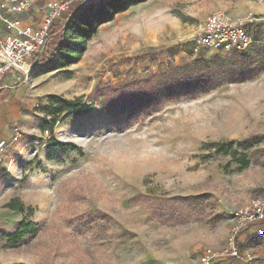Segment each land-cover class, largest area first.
Instances as JSON below:
<instances>
[{
  "label": "rangeland",
  "instance_id": "obj_1",
  "mask_svg": "<svg viewBox=\"0 0 264 264\" xmlns=\"http://www.w3.org/2000/svg\"><path fill=\"white\" fill-rule=\"evenodd\" d=\"M216 11L264 31V0H147L102 24L78 63L10 84L22 137L0 151V264H198L225 250L235 213L264 195V71L142 112L104 108L170 64L229 53L194 50ZM77 98L92 108L65 110ZM24 220L35 227L12 239Z\"/></svg>",
  "mask_w": 264,
  "mask_h": 264
},
{
  "label": "trees",
  "instance_id": "obj_2",
  "mask_svg": "<svg viewBox=\"0 0 264 264\" xmlns=\"http://www.w3.org/2000/svg\"><path fill=\"white\" fill-rule=\"evenodd\" d=\"M146 1L89 0L75 4L51 26L45 50L39 55L36 65V69L44 68L35 77L45 72L52 61L58 60L52 68L54 70L78 63L86 51L87 42L102 24L113 21L118 14ZM252 37L254 44L247 50L217 54L211 58H198L181 65L170 64L164 71L134 82L131 90L126 93L111 91L112 95L104 100V108L106 112L114 115L122 112H142L163 101L206 93L227 83L252 80L264 71V31H258L255 35L252 34ZM256 41L258 43L255 44ZM171 51L172 54L180 52L178 48H171ZM7 94L8 91L0 90V104L8 97ZM51 97L57 98L56 95ZM80 99L68 101V108L65 110L89 111L92 104H82ZM55 122L56 118L53 120V123ZM217 150L226 151L225 146L221 144L217 145ZM193 199L195 198H170L174 202L182 203H189ZM7 207L25 210L22 203L16 204V200L9 202ZM29 211L32 213V208ZM34 227L33 222L24 220L19 230L10 237L13 239L24 236Z\"/></svg>",
  "mask_w": 264,
  "mask_h": 264
},
{
  "label": "built area",
  "instance_id": "obj_3",
  "mask_svg": "<svg viewBox=\"0 0 264 264\" xmlns=\"http://www.w3.org/2000/svg\"><path fill=\"white\" fill-rule=\"evenodd\" d=\"M89 0H50L46 10L37 23H28L22 17L33 6V0H0V88L8 75L15 77L28 75L36 69L38 57L45 50L50 28L72 7ZM256 18L252 14L234 19L224 11H216L207 17L194 39L195 52L201 46L218 52H240L253 44L250 27ZM22 137L18 125L12 127L11 140L16 142ZM7 139L0 140V151L8 145ZM237 224L232 228L225 250L218 252L207 248L198 264H213L216 257L241 260L237 238L246 226L264 223V195L253 199L244 209L235 213ZM255 237L264 239V226L254 232Z\"/></svg>",
  "mask_w": 264,
  "mask_h": 264
},
{
  "label": "crops",
  "instance_id": "obj_4",
  "mask_svg": "<svg viewBox=\"0 0 264 264\" xmlns=\"http://www.w3.org/2000/svg\"><path fill=\"white\" fill-rule=\"evenodd\" d=\"M50 0H33V6L30 10L23 14V18L28 23H37L41 20L44 11L46 10L47 2ZM109 23V22H108ZM17 78L13 75H8L4 80L0 90L8 91L6 99L0 104V140L7 139L12 134V127L18 121H22L21 113L18 104L23 101L20 98L19 92L22 88L12 90V84ZM13 102V103H12ZM264 226L263 224H252L246 226L239 235V249L242 256L241 260L235 258L216 257L213 264H264V239L255 237L254 232L257 227Z\"/></svg>",
  "mask_w": 264,
  "mask_h": 264
}]
</instances>
